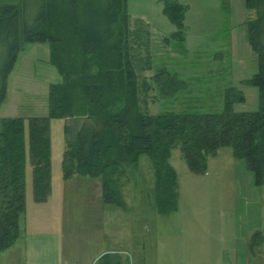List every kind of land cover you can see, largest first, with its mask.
<instances>
[{
	"label": "rangeland",
	"instance_id": "1",
	"mask_svg": "<svg viewBox=\"0 0 264 264\" xmlns=\"http://www.w3.org/2000/svg\"><path fill=\"white\" fill-rule=\"evenodd\" d=\"M21 1L0 0V7L18 6ZM174 1L188 6L182 42L172 38L177 29L163 14V0H125L124 48L136 74L139 111L149 115L220 113L226 92L234 89L243 101L235 102L232 110L257 112L260 95L249 81L257 73L258 59L248 43V26L255 12L245 0ZM50 52L48 44L22 45L6 80L0 119H24L27 132V119L47 116L49 88L64 82L50 63ZM163 69L184 83L174 96L162 95L151 81ZM65 124L63 119L50 122L52 195L44 204L33 200L32 171L26 161L22 232L0 264H86L90 256L91 262L99 257L89 253L91 249L111 241H116V251L131 253L135 264H153L167 255L168 241H246V231L259 227L258 187L252 184L253 175L244 160L234 158L230 148L210 155L202 174L189 171L179 146L170 151L168 164L178 188L176 211L170 214L155 208V175L149 157L142 155L136 166L125 165L118 190L129 213L119 220L115 207L100 204L99 178L62 180ZM80 124L68 121L71 134ZM244 195L249 201L247 212ZM181 216L185 220L178 222ZM257 240L247 239L251 249Z\"/></svg>",
	"mask_w": 264,
	"mask_h": 264
},
{
	"label": "trees",
	"instance_id": "2",
	"mask_svg": "<svg viewBox=\"0 0 264 264\" xmlns=\"http://www.w3.org/2000/svg\"><path fill=\"white\" fill-rule=\"evenodd\" d=\"M245 5L255 12L248 43L258 69L249 83L259 92V110L234 112L232 105L243 97L230 89L222 112L185 115L139 111L136 74L124 48L125 0H22L18 6L0 7V104L23 43L48 44L50 63L64 79L50 86L48 114L27 119V132L24 119H0V253L21 233L26 161L32 169L34 202L45 203L50 194L52 120L66 122L62 178H99L105 205L124 207L118 190L124 167L136 166L146 155L155 175V208L164 214L176 211L178 188L168 157L177 146L194 174L205 172L210 155L230 148L234 158L244 160L254 184L264 186V0H245ZM185 12L177 1L163 0V14L177 29L172 38L181 42ZM151 81L170 97L184 87L164 69ZM69 120L81 122L73 134ZM255 237L251 247L257 245L260 233ZM97 264L124 262L117 254H106Z\"/></svg>",
	"mask_w": 264,
	"mask_h": 264
},
{
	"label": "crops",
	"instance_id": "3",
	"mask_svg": "<svg viewBox=\"0 0 264 264\" xmlns=\"http://www.w3.org/2000/svg\"><path fill=\"white\" fill-rule=\"evenodd\" d=\"M177 2L179 3V1ZM184 7L188 9V6H184ZM27 167L28 165L26 164L25 171H27ZM61 178H62V172H61ZM74 178L75 176H73L71 179L68 180H64L62 178V180L67 182ZM252 182H253L252 184L255 187H258L259 190L256 191V200H257V205L259 206L258 215H257V222L259 223V227H257L256 230L246 231V235H245L246 241H194V240L168 241L167 255L162 256L159 262H155L153 264H264V186H256L254 184V179L252 180ZM97 186H98V182L96 183V186L93 185L95 189ZM96 192L97 193L101 192L100 193L101 195L98 196L97 194V196L99 198L101 196L100 201L102 203L100 202V204L106 207L102 199V187L100 190L96 189ZM51 193H52V185H51ZM51 193L50 195H52ZM139 204H141V202H139ZM112 208H114V206H112ZM244 208L245 211L247 212L248 211L247 209L249 208V201L246 195H244ZM114 209H115L114 213L117 214V218L119 220H124L125 215L129 213V205L126 202H124V207H115ZM178 218H179L178 222H180L181 218L184 219V217L182 216ZM192 218L193 216L192 217L189 216V220H191ZM208 219H210L209 214L204 218V222L206 223V220ZM255 233H260V240L258 241L257 245L253 249H251L249 245V241H247V239L249 237L252 238V236ZM231 238H233L234 240L236 238V234L232 235ZM19 239L20 236L17 239V241H19ZM16 242L12 247L16 245ZM211 242H214V246L211 245ZM240 245H242L243 247L240 248L239 247ZM246 246L248 247V250ZM12 247H10L9 249H11ZM117 247L118 246L116 245V241H111L108 245L103 244L100 246L98 244L96 247V251L91 249L89 253L94 254L96 252L97 253L96 257L98 256L99 257L93 262H91V258H93V256H90L89 258H87L86 264H89V262L90 264H97L98 260L106 254L119 255L122 261L124 262V264L128 263L129 259L127 256L129 255L130 259L132 260V263L135 264L133 261V255L131 253L127 251L118 252L116 251ZM9 249L5 250L4 252H1L0 258ZM107 249H109V251H107ZM69 264H73V263L71 262Z\"/></svg>",
	"mask_w": 264,
	"mask_h": 264
},
{
	"label": "built area",
	"instance_id": "4",
	"mask_svg": "<svg viewBox=\"0 0 264 264\" xmlns=\"http://www.w3.org/2000/svg\"><path fill=\"white\" fill-rule=\"evenodd\" d=\"M127 257H128V259H129V261H128L127 264H133V263H132V260H131L130 257H129V255H128Z\"/></svg>",
	"mask_w": 264,
	"mask_h": 264
}]
</instances>
